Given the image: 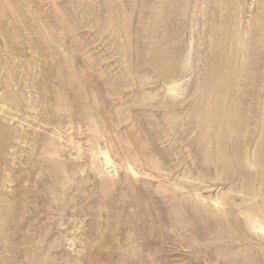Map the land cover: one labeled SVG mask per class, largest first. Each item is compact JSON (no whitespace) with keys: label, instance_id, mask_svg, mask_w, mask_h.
Masks as SVG:
<instances>
[{"label":"rangeland","instance_id":"rangeland-1","mask_svg":"<svg viewBox=\"0 0 264 264\" xmlns=\"http://www.w3.org/2000/svg\"><path fill=\"white\" fill-rule=\"evenodd\" d=\"M0 264H264V0H0Z\"/></svg>","mask_w":264,"mask_h":264},{"label":"bare ground","instance_id":"bare-ground-1","mask_svg":"<svg viewBox=\"0 0 264 264\" xmlns=\"http://www.w3.org/2000/svg\"><path fill=\"white\" fill-rule=\"evenodd\" d=\"M107 161L109 162V158H107ZM101 166V165H100Z\"/></svg>","mask_w":264,"mask_h":264}]
</instances>
